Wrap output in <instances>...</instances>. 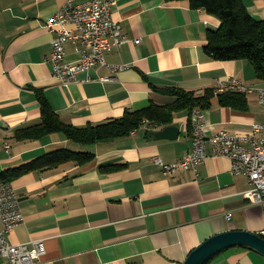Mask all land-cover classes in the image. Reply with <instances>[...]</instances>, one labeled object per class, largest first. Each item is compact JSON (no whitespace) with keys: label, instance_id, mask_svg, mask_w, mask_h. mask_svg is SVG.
Returning <instances> with one entry per match:
<instances>
[{"label":"crops","instance_id":"obj_1","mask_svg":"<svg viewBox=\"0 0 264 264\" xmlns=\"http://www.w3.org/2000/svg\"><path fill=\"white\" fill-rule=\"evenodd\" d=\"M69 1L90 0H0V175L63 149L96 156L84 166L68 162L14 180L25 221L8 240L14 245L44 240L47 255L39 264H185L217 235H263V207L245 197L249 180L232 172L230 159L209 157L197 175L182 169L166 174L157 163L158 158L175 165L192 151L188 110L175 113L169 125L180 128L177 140L155 139V132L169 126L140 127L135 134L86 147L60 133L17 139L18 130L41 122L39 92L65 124L85 128L120 119L127 110L173 104L176 98L164 91L169 88L203 96L219 81L236 78L264 86L248 61L223 62L207 53L208 33L220 25L215 16L189 1L167 0H119L113 19L131 42L106 59L129 68L116 73L94 69L63 85L48 63L55 35L45 26ZM244 2L254 19L264 20V0ZM78 47L67 44L68 61L80 58ZM104 76L112 80H98ZM245 97V110L214 99L205 110L209 137L222 131L252 135L254 125L264 124L258 93ZM107 166L120 169L101 170ZM0 264H5L2 259ZM209 264H264V256L233 248Z\"/></svg>","mask_w":264,"mask_h":264},{"label":"built area","instance_id":"obj_2","mask_svg":"<svg viewBox=\"0 0 264 264\" xmlns=\"http://www.w3.org/2000/svg\"><path fill=\"white\" fill-rule=\"evenodd\" d=\"M118 1L90 0L79 5L69 1L46 23L45 27L55 35L48 63L53 76L60 83L70 85L77 82L81 75L94 69L106 68L116 73L129 68V65H110L106 59L107 53L131 42L123 36L122 24L113 19V7ZM68 43L79 45L80 58L75 62L67 59ZM135 43L140 44L141 40L138 39ZM98 80L108 83L112 78L104 76ZM216 90L219 93L237 92L244 95L257 92L259 102L264 106V86H250L236 78L219 81ZM207 127L205 110L195 108L191 113L192 151L175 165H165L158 158L157 163L166 174L182 169L193 171L197 175L199 168L209 157L228 158L232 162V172L244 175L249 180L250 188L245 197L251 203L261 205L264 210V124L254 125L252 135H230L222 131L209 137ZM141 128L155 131L158 126L145 120ZM5 148L9 150L10 145L6 144ZM24 221L21 198L16 189L12 183L0 182V259L5 264H39L47 255L42 239L20 245H14L8 240V235Z\"/></svg>","mask_w":264,"mask_h":264},{"label":"trees","instance_id":"obj_3","mask_svg":"<svg viewBox=\"0 0 264 264\" xmlns=\"http://www.w3.org/2000/svg\"><path fill=\"white\" fill-rule=\"evenodd\" d=\"M189 1L195 9H204L215 16L220 25L210 30L205 49L207 53L218 61H248L254 68L257 80L264 82V20L254 19L248 12L244 0H167ZM176 98L173 104L159 106L151 105L138 111H126L120 119H113L100 125H89L76 128L65 124L54 111L42 93H38L41 104V122L37 125L20 129L16 133L19 141L41 140L44 137L60 133L67 140L81 145L90 146L102 141L127 136L134 130L140 129L143 121L148 120L157 126H169L173 123L174 114L195 108L211 109L215 98L223 107L239 110L247 109L244 94L237 92L219 93L216 89H208L203 96L187 92L179 88L164 90ZM96 156L89 152H77L63 149L49 153L29 164L10 169L0 175V182L13 183L14 180L31 172L51 170L68 162L87 165ZM120 166L101 167V170L113 172Z\"/></svg>","mask_w":264,"mask_h":264},{"label":"water","instance_id":"obj_4","mask_svg":"<svg viewBox=\"0 0 264 264\" xmlns=\"http://www.w3.org/2000/svg\"><path fill=\"white\" fill-rule=\"evenodd\" d=\"M153 135L156 140H177L180 135V128L175 125L169 126ZM240 247H246L264 256V236L244 231L217 235L193 251L185 264H209L227 250Z\"/></svg>","mask_w":264,"mask_h":264}]
</instances>
